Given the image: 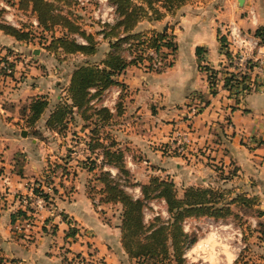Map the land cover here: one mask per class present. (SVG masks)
<instances>
[{
  "label": "crops",
  "instance_id": "0c3cea01",
  "mask_svg": "<svg viewBox=\"0 0 264 264\" xmlns=\"http://www.w3.org/2000/svg\"><path fill=\"white\" fill-rule=\"evenodd\" d=\"M229 22H234L242 31L250 34H254L259 26L264 28V0H242V5L235 6L233 0H188L174 12L166 11L161 20L144 19L139 22L137 27L166 28L173 34L176 42L174 59L170 66L161 71L145 67L144 64H131L117 75L126 89L134 92L133 95L129 94L130 97L126 96L127 101H124L121 112L115 114V110L112 111L115 121L112 127H125L123 132L120 129L113 131L118 146L125 151V166L132 173L134 181L145 182L151 174L170 173L175 182L178 175L183 174L180 177L184 183L182 186L207 184L213 182L212 177H217V164L227 169L234 162L236 175L231 181L249 191V194L257 195L260 201L257 206L264 210V44L260 43L255 48L254 65L247 70L251 90L232 94L223 87L226 71H233V66L227 63L231 57L224 53L218 38L219 34H223L220 27ZM13 41L19 40L0 29L1 45H8L9 42L12 45ZM228 45L233 54L236 48L231 42ZM196 46L203 47L200 56L196 54ZM199 64L216 70L214 94L209 92L208 71L201 69ZM2 81L0 166L5 167L0 174V191L3 185L7 189L4 193L0 192V258L3 261L15 259L24 264H67L65 259L73 260L75 254L80 252L91 262L96 256H105L106 260H110L107 244L113 247L114 258H122L120 228L117 223L111 226L102 220L94 207V200L87 193L86 183L78 185L71 192L54 185L56 189L52 188L49 194L55 212L54 209L51 212L50 207H40L33 212L38 216L28 224V228L23 229V233L15 232L18 225L24 227V220L17 215L12 222L11 214L27 207L24 202L29 193L27 182L32 174L40 170L30 169V152H25L29 146L37 144L35 137L30 135L18 139L14 136L15 122L21 120L18 109L22 104L27 105L33 96L45 94L48 104L39 117L43 116L44 122L61 95L56 94L57 99L50 101L49 94L52 95L54 88L43 86L39 78L22 82L11 79ZM116 86H110V89ZM191 93H198L208 103L202 102L203 107L188 121L181 120L185 110L183 103ZM41 127H44L43 123ZM177 132L188 141L183 144L185 151L191 152L188 163L184 157L172 156L157 145L159 140L173 142ZM18 151L28 155L23 154L25 163L20 170L15 169ZM100 158L98 156L97 161ZM39 161L36 163L44 165L43 159ZM108 168L113 174L117 171L113 166ZM82 169L89 172L86 168ZM60 180L59 185L65 187ZM138 188L139 185L134 187L136 194H139ZM46 189L48 192L49 188ZM49 216L54 222L52 228L46 223ZM73 225L89 236H80L78 232L75 236L69 235L68 230ZM261 243L262 251L256 258L260 264H264V240ZM92 248H95V254L89 252ZM235 260L228 264H235ZM75 263L72 261V264ZM79 264L87 263L83 261Z\"/></svg>",
  "mask_w": 264,
  "mask_h": 264
},
{
  "label": "rangeland",
  "instance_id": "374dc122",
  "mask_svg": "<svg viewBox=\"0 0 264 264\" xmlns=\"http://www.w3.org/2000/svg\"><path fill=\"white\" fill-rule=\"evenodd\" d=\"M187 1L188 0H186L185 2ZM16 3L17 0H0V8L4 9L3 14L7 17V19L5 18V20L9 23L14 22L17 27H19L22 23H25L30 29H32L33 32L30 33L29 39L26 41H13L12 45L10 42L8 43V45L0 44V58L7 59H0V83L3 82V79H11L22 82L25 79L39 78V82L43 86H50V88H54L53 93H51L52 95L49 94V96L51 97L50 101L57 99L55 96L56 94H60L62 98L58 100V103L67 101V87L71 71L76 65L81 64V62L100 63L109 47L108 38H101L96 35L97 40L95 41V43H98V48L97 51L93 54H81L76 52L65 54L61 51L55 53L48 51L46 48V44L50 40L49 34L36 26V22H33L34 16L32 15V13H30V11H23L22 9L18 8ZM238 4L242 5V1L233 0L234 6ZM106 7V0H84L83 4L75 5V9L77 10L76 13H78L81 18L80 21L82 26L87 31L91 32H94L99 28L98 20L102 19L101 14L104 16V18L106 17ZM143 20L144 19H141L139 22H142ZM170 21H172V19ZM139 22L137 23V25L139 24ZM137 25V30L146 29L143 26L137 27ZM172 26L174 25L172 24ZM220 29L222 30L221 27ZM220 29H218L219 33ZM56 33L58 32L56 31ZM229 42L230 41H228L226 38V42L224 43L222 49L223 51L224 49L229 51L231 60H229L227 63L233 66L235 58L233 57L229 49ZM261 43L264 44V41ZM232 44L234 45L233 48L235 47L236 50L239 49L236 44ZM126 46L127 45H125V47ZM34 51L37 52L35 53ZM125 52H127L126 48L124 50V53ZM234 52L235 54L238 53L236 51ZM173 54L174 52H169L166 47H162L161 51L155 53L156 57L159 60H162V63H167L170 61L172 62L174 59ZM155 55L153 54V56ZM253 61H255V59H252V63ZM10 62H13V67L9 65ZM143 64L144 63H140L137 65ZM143 66L147 67V62H145ZM90 92L92 93V91H89V93ZM133 92L130 93V90L128 91L126 89V86H123L122 92L116 97V101H118L121 107V111L123 109L124 101H127L126 96L128 95V97H130L131 95H133ZM234 93L237 94L238 92ZM104 94L105 90L100 95L96 103H102L101 100L105 97ZM114 95L115 93L111 91L108 103ZM234 96L235 95H233V97ZM203 99L205 98L203 96H199L198 93H191L187 97L186 102L183 103L185 110L182 112L180 119H186L187 121L191 119L192 116L196 112H198V109L200 110L201 107H203ZM94 100H96V98ZM3 104L6 103L3 102ZM22 105L24 106V104ZM22 105H20L17 113L20 114L21 120H17L15 122V127H13L14 136L18 139L27 138L30 137V135H33L35 137V141H37V144L33 145L32 147L29 146L25 150V152H30V159L32 160L29 166L30 169H40L38 173L32 174L30 176L31 179L27 182L29 193L30 191H32V187L35 188L39 186L42 187L44 191H47L46 187H48V192L51 193V184L53 186L55 185L56 187L62 188L63 190H65V192H71V190L75 189V187H77L78 185L80 186L86 183V186L88 185L87 189H89V197L94 200V207L102 217V220L111 226L115 225V223H117L118 226L122 212L120 203H105L100 201L101 195L99 189L100 187H102V183L99 180H96L95 175L96 172H99V167L96 166L93 171L86 173L82 169L86 168L85 164H82L81 162L89 161L91 157L92 159H94L93 157L100 155V147L96 149L94 148L93 150L89 148L90 140L94 133L93 131L96 128L99 129L98 137L101 143L105 144L109 143L111 136L115 138L116 142H118L113 130L120 129V132H123L125 127H112L115 123L112 117L109 123L100 127H94V122L97 117L95 114L92 115L91 112L99 107L94 106L93 104L91 105L92 108L85 111L86 115L89 113V116L85 119L78 113H68L64 117L63 121L56 122L55 125L51 127L45 125V121L43 122V116L36 122L30 123L27 118V112L21 111V107H23ZM73 110L75 111V109ZM116 113L117 112H115V114ZM42 123L44 124V127H41ZM20 128L26 129V135L21 134ZM134 128L138 129L136 127ZM165 141L166 140H159L157 143L161 150L167 152L168 154H171L172 156H179L181 158L184 157L183 159L186 160V163L190 162V159H188V156L191 153L190 151H185V147L179 153H176L171 148V150H168L169 148L167 145H170V140L167 139V141ZM246 141L249 140L246 138ZM185 143H188V141H185ZM25 152H16L17 163L15 169H23L22 165H24L25 163L23 154L26 157L28 156ZM132 153H135V156H139L136 152ZM0 154L2 153L0 152ZM40 159H43L44 165L36 163L41 162L39 161ZM99 162L100 161H98L97 163L99 164ZM189 165L192 166L193 164ZM4 167L5 166H0V174L4 172ZM236 167L237 166L234 165V162L227 169L217 164L215 168L217 177H212L214 179L213 182H207V184L194 183L187 185H194L198 187L211 186L216 190H222L223 192L225 191L226 195L224 197L228 198L235 195V191L242 189V187H239V185H234L231 181L236 175ZM191 171L193 172V170H190V172ZM129 173V179L132 181V184H127L126 188H124L129 194H133L135 193L134 187L136 185H139L141 181H134L132 173L130 171ZM181 175H178V178L176 180L177 182H175L174 178L170 176V173L158 174L159 177L170 178L174 181L178 196H182L183 192V190L181 191L180 189V187L184 184L182 183V178L180 179ZM59 178L63 181L62 184H64L65 187H61V184L59 185ZM224 178L227 179L223 180ZM6 189L7 187L3 185L0 192L4 193ZM138 191L139 194L137 197H142L143 194H141L140 186L138 188ZM246 192L249 193V191ZM27 194L25 197H27ZM255 196L257 198L254 200L253 204H243L239 202L230 203V213L220 218H215L198 213H193L191 215L185 216L184 219L179 222L181 228H167L155 234V242L149 243L150 247L155 250L154 253H151L149 251L144 252V249L146 248H141L139 245L132 244L130 246L131 249H133V251L139 252L136 255H129L121 245V254L123 255L122 258H114V249L111 244H107V253H109V258H112L110 260H106L105 256H96V258H93L95 262H91L90 260H86V256L82 255L80 252H78V254H75V258H73V260H65L68 262L67 264H72V261L74 263L76 262L75 264H79L83 261L87 264H113L114 262L116 264H228L232 259L236 258L235 264H260L256 257L260 253V251H262L261 241L264 240V214L260 212L262 209L258 208L257 206L260 203L259 197L257 195ZM148 200L154 201L155 205H158L157 210H161V208L164 207V204L160 202L159 198L154 197L149 198ZM53 203L54 202L52 200H49L47 206V208L50 207L51 212L54 209L52 205ZM55 210L56 209H54L53 212H55ZM38 213H40V211H38ZM37 216L38 214L33 215L32 211L30 210L26 220L23 219L24 227L18 225L17 227H15V232L18 231V233H23V229H25L26 227L28 228V226ZM50 216L46 218V223L48 224L49 228H52V224L54 222L50 220ZM156 216L161 217H159L158 222H162L160 220L164 221L165 219H167L166 213H161ZM153 218L154 216L149 217L148 221H145L143 214V226L146 233H149L151 227L158 225L156 220L154 222L155 225L149 227V222L153 221ZM71 227H74L76 230L72 231ZM71 227L68 230V232L70 233L69 235L75 236L77 232L80 236L86 234V232L84 230H80L79 227L77 228L74 225ZM86 235L89 236L88 234ZM173 235L178 238V244L174 248L171 245L170 241V237H172ZM89 252L95 254V248H92ZM177 254L181 255L179 262H175L174 257L172 256ZM11 262L19 263V261L16 260L3 261V259L0 258V264H11Z\"/></svg>",
  "mask_w": 264,
  "mask_h": 264
},
{
  "label": "trees",
  "instance_id": "16d2710c",
  "mask_svg": "<svg viewBox=\"0 0 264 264\" xmlns=\"http://www.w3.org/2000/svg\"><path fill=\"white\" fill-rule=\"evenodd\" d=\"M185 1L108 0L114 6V20L112 22L99 23V28L91 32L82 26L81 18L76 13L75 5H77V0H17L16 4L18 8L26 12L30 11L37 20L36 26L49 34L50 40L46 44L48 51L54 53L61 51L65 54L75 52L93 54L98 48V43H95L97 40L96 35L101 34V38H108L109 47L100 63L81 62V64L73 68L67 87L68 100L56 104L48 114L45 125L51 127L56 122L63 121L68 113H78L85 119L89 116V113L86 115L85 111L92 108V104L99 107L91 112L92 115L95 114L97 117L94 127H100L109 123L113 115L112 110L102 103H96V101L105 89L113 85L120 86L121 89L118 94L120 95L124 85L123 82L118 80L117 75L126 66L140 63L145 64L147 62L148 68L161 71L172 64L171 61L162 63L161 59L159 60V64H157L149 51L152 50L158 53L162 47H166L169 52H174L176 42L173 39V34L169 33L166 28L137 30V23L141 19L161 20L166 11L174 12ZM3 10V8H0V29L19 41L28 40L30 33L33 32L32 29L25 23L17 27L6 22L3 18ZM75 34L82 37L83 40H77ZM254 34L259 36L260 42L264 41V28L262 26L257 27L254 30ZM218 38L221 48H223L226 36L219 34ZM125 45L127 46L125 47ZM125 48L127 52L124 53ZM195 51L200 56L203 47L196 46ZM224 53L230 56L229 51L226 49H224ZM0 59L7 60L6 58ZM12 63H9L11 67H13ZM253 65L252 61L247 60L248 68ZM199 66L208 71L209 92L214 94L216 92V70L207 65L199 64ZM249 79L250 75L247 71H226L223 87L228 88L232 93H246L252 88L251 83L248 81ZM89 91H92V93H89ZM95 98L96 100H94ZM203 100L204 104L208 103L207 99ZM47 104L48 99L46 95L38 94L33 96L29 103L22 108V112H27L28 108L27 118L30 123H34L39 119ZM114 110L117 114L121 112L118 101L115 103ZM98 131V128L93 131L89 148L93 150L100 147V155L93 157L94 159L91 157L89 161H82L81 163L85 164L89 172L93 171L96 166L99 167V172H96L95 175L96 180L102 183V187L99 189L101 195L100 201L105 203H120L122 211L118 225L120 228V242L129 255H136L139 252L131 249L130 246L132 244L146 248L144 252L149 251L154 253L155 250L150 247L149 243L155 242V234L167 228H179V222L187 215L198 213L220 218L230 213V203L253 204L257 198L243 189L235 191V195L226 198L224 197L226 195L225 191L216 190L211 186L198 187L194 185L184 186L182 188V196H178L174 181L170 178L159 177L158 174H153L149 176L146 182H141L139 186L143 195L142 197H134L133 194H129L125 190L127 184H132V181L129 179V170L125 166L124 149L118 146V143L112 136L109 143H101ZM98 156H101L99 164L97 163ZM109 166L117 168L116 173L113 174L109 170ZM105 167L108 169H105ZM226 179L224 178V180ZM51 188L53 190L56 189L53 185ZM86 188H88V185ZM33 191L43 196L46 200H52L49 192L44 191L40 186L33 188ZM87 193H89V189H87ZM154 197L164 199L167 219L158 222L160 216L155 215L154 220L149 222V227L155 225L154 222L156 220L158 225L151 227L149 233H146L143 226V207L149 201V198ZM28 210H30L28 205L25 209H17L11 214V221L14 222L17 215L21 219H26ZM260 212L264 214L263 210ZM71 230L74 231L76 229L71 227ZM170 241L173 248L178 244V238L174 235L170 237ZM172 256L175 262L180 261L181 255ZM11 260L15 261V259Z\"/></svg>",
  "mask_w": 264,
  "mask_h": 264
},
{
  "label": "built area",
  "instance_id": "2783aa9c",
  "mask_svg": "<svg viewBox=\"0 0 264 264\" xmlns=\"http://www.w3.org/2000/svg\"><path fill=\"white\" fill-rule=\"evenodd\" d=\"M106 2H107V7H106L105 13L107 15L104 18V16L101 14L102 19L98 20L100 24L105 23V22H112L115 18L114 6L112 4H110L108 2V0H106ZM83 3H84V0H77L78 5L83 4ZM3 18L7 19V17L4 14H3ZM35 20H36V18L34 16L33 22H36L35 24H37V20L36 21ZM10 24L16 26V24L14 22H10ZM221 28L223 29V34L226 36L227 40L230 41L231 43L236 44L239 47V49L236 50V52H238V53L235 54V52H234L232 54L233 57L235 58L234 64H233V71L234 72L247 71L248 70L247 60L249 59L250 61H252V59H254L255 48L260 46L261 42H260L259 36L242 31L240 29V27H238L234 22H229V23L223 25ZM98 36L101 37V34H99ZM75 37L77 38V40H81V41L83 40L82 37H80L77 34H75ZM149 53L152 56H153V54L155 55V52L152 50H150ZM262 53H263V58H264V50ZM153 57H154V60L156 61V63L159 64V59L156 57V55ZM120 89L121 88L119 85H117L116 88H114V89H110V87L105 89V94H104L105 97L101 100L102 104L108 106L113 111L115 108L116 97L118 96ZM109 91H110V93H111V91L114 92L115 95L113 96V98L111 100H109V103H108V99L110 96ZM106 92H107V94H106ZM175 137L176 138L173 140V142H170V145H167V146L169 148L168 150L173 149L176 153H179L184 148L183 144H184L185 140H184L182 134L179 132H177L175 134ZM31 190L32 191H30V193L27 194V197H25L24 202L26 205H28V207L30 208L32 213L35 212L40 207H47L49 200H46L43 196L34 193L33 187L31 188ZM133 196L137 197L138 194L133 193ZM160 202H162L164 204V207H162L161 210H157L158 205H155L154 201H148L144 205L143 214H144L145 221H148L149 217L159 215L161 213H166V216H167L166 204H165L164 199H160ZM30 210H28V211H30ZM11 264H24V263H21L19 261V263L11 262Z\"/></svg>",
  "mask_w": 264,
  "mask_h": 264
},
{
  "label": "water",
  "instance_id": "95a60500",
  "mask_svg": "<svg viewBox=\"0 0 264 264\" xmlns=\"http://www.w3.org/2000/svg\"><path fill=\"white\" fill-rule=\"evenodd\" d=\"M239 1H242V0H239ZM34 52L36 53L37 51H34ZM26 133H27L26 129H22V130H21V134H22V135H26Z\"/></svg>",
  "mask_w": 264,
  "mask_h": 264
}]
</instances>
